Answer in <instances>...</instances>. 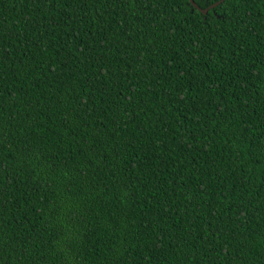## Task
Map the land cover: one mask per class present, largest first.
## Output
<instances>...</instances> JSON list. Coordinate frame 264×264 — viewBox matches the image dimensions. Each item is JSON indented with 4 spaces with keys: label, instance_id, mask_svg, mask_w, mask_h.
I'll return each mask as SVG.
<instances>
[{
    "label": "trees",
    "instance_id": "trees-1",
    "mask_svg": "<svg viewBox=\"0 0 264 264\" xmlns=\"http://www.w3.org/2000/svg\"><path fill=\"white\" fill-rule=\"evenodd\" d=\"M0 0V264H264V0Z\"/></svg>",
    "mask_w": 264,
    "mask_h": 264
},
{
    "label": "water",
    "instance_id": "water-1",
    "mask_svg": "<svg viewBox=\"0 0 264 264\" xmlns=\"http://www.w3.org/2000/svg\"><path fill=\"white\" fill-rule=\"evenodd\" d=\"M189 1H190L191 4H192L195 8H197L200 12H202V13H204V14L207 12L208 8L201 9V8H200V7H199V6H198L193 0H189ZM222 1H223V0H218L217 2L211 4V5L209 6V8L218 5V4L221 3Z\"/></svg>",
    "mask_w": 264,
    "mask_h": 264
},
{
    "label": "clouds",
    "instance_id": "clouds-1",
    "mask_svg": "<svg viewBox=\"0 0 264 264\" xmlns=\"http://www.w3.org/2000/svg\"><path fill=\"white\" fill-rule=\"evenodd\" d=\"M217 1H218V0H217ZM217 1H216V2H217ZM214 3H215V2H214Z\"/></svg>",
    "mask_w": 264,
    "mask_h": 264
}]
</instances>
